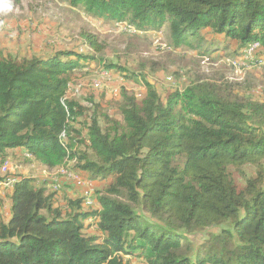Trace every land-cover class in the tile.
Masks as SVG:
<instances>
[{
    "label": "trees",
    "instance_id": "1",
    "mask_svg": "<svg viewBox=\"0 0 264 264\" xmlns=\"http://www.w3.org/2000/svg\"><path fill=\"white\" fill-rule=\"evenodd\" d=\"M64 1L137 30L167 25L174 48L209 54L235 41L237 60L256 44L249 63L264 61V0ZM81 36L90 53L26 56L0 42V166L17 158L81 180L51 188L0 174L14 178L4 186L0 264H264V99L202 79L164 95L142 75L132 78L141 96L125 87L115 94L119 118L95 113L91 92L68 94L75 70L93 61L126 69L104 64L96 35ZM231 167L253 175L238 187ZM107 177L102 189L81 186Z\"/></svg>",
    "mask_w": 264,
    "mask_h": 264
},
{
    "label": "rangeland",
    "instance_id": "2",
    "mask_svg": "<svg viewBox=\"0 0 264 264\" xmlns=\"http://www.w3.org/2000/svg\"><path fill=\"white\" fill-rule=\"evenodd\" d=\"M3 3L11 5L8 9L0 6V42L6 53L9 51L12 54L31 56L71 50L87 54L91 50L81 34L90 32L103 44V50L97 56L102 58L104 64H115L126 69L122 74L106 70L100 63L93 61L85 68L75 70L72 77L76 79V84H71L68 94L76 92L85 95L86 92H91L99 107L97 111L94 109L95 113L106 112L119 118L118 100L113 99L115 94L125 87L128 92L136 93L137 97L141 96L143 88L132 78L138 79L142 75L156 83L164 95L175 88L182 89L191 81L202 79L230 86L240 95L247 94L253 99H264V61L250 64L252 57L248 53L243 58L231 59L236 57L239 50L235 41H229V45L223 44L218 51L212 50L208 54L205 53L207 49L197 50L190 45H181L178 48L168 46L167 25L156 30H137L123 21H107L90 16L82 7H71L64 0H0V5ZM203 32L204 38H208L206 40L212 38L209 30ZM197 40L191 41V44H195ZM203 44L206 46L207 43L204 41ZM262 55L264 56V50ZM76 126L81 127V123ZM253 171L252 167L230 169L238 187L244 185L245 177L252 176ZM6 172L31 175L40 182L46 180L51 188L57 185V182H53L56 179L71 182L72 185V180L81 182L73 171L63 167L47 171L36 163L25 164L17 158L1 164L0 174ZM111 180L112 177H107L81 186H87L94 191L102 189ZM62 185L59 182V186ZM2 190L3 185L0 186V192ZM95 232V227H91L90 233ZM203 238V234L193 236V241ZM133 262L141 264L138 259Z\"/></svg>",
    "mask_w": 264,
    "mask_h": 264
},
{
    "label": "crops",
    "instance_id": "3",
    "mask_svg": "<svg viewBox=\"0 0 264 264\" xmlns=\"http://www.w3.org/2000/svg\"><path fill=\"white\" fill-rule=\"evenodd\" d=\"M8 189L2 190L0 192V216L6 220L9 218V199L7 197Z\"/></svg>",
    "mask_w": 264,
    "mask_h": 264
},
{
    "label": "built area",
    "instance_id": "4",
    "mask_svg": "<svg viewBox=\"0 0 264 264\" xmlns=\"http://www.w3.org/2000/svg\"><path fill=\"white\" fill-rule=\"evenodd\" d=\"M255 47H256V45H254V46L250 47L249 49L245 50L247 52H245L244 57L247 55V53H248V56H251V54H252L253 50L255 49ZM13 181H14V178H10L7 181L0 182V186L1 185H3V187L4 186H8V185L12 184ZM54 182H56V181H54ZM78 184H80V183H78ZM88 204H91V199H90V201H88Z\"/></svg>",
    "mask_w": 264,
    "mask_h": 264
},
{
    "label": "clouds",
    "instance_id": "5",
    "mask_svg": "<svg viewBox=\"0 0 264 264\" xmlns=\"http://www.w3.org/2000/svg\"><path fill=\"white\" fill-rule=\"evenodd\" d=\"M0 6H2V7L5 8V9H8V8L11 7V5H10V4H7V3H3V4L0 5Z\"/></svg>",
    "mask_w": 264,
    "mask_h": 264
},
{
    "label": "bare ground",
    "instance_id": "6",
    "mask_svg": "<svg viewBox=\"0 0 264 264\" xmlns=\"http://www.w3.org/2000/svg\"><path fill=\"white\" fill-rule=\"evenodd\" d=\"M254 45H256V44H254ZM254 45H253V46H254ZM248 49H249V48H248Z\"/></svg>",
    "mask_w": 264,
    "mask_h": 264
}]
</instances>
